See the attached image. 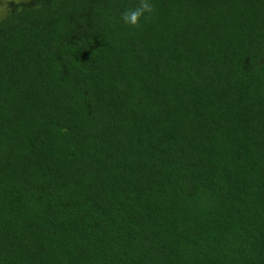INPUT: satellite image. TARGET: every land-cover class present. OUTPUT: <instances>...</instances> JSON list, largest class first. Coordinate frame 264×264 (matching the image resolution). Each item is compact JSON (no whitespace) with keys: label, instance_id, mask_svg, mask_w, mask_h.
<instances>
[{"label":"trees","instance_id":"trees-1","mask_svg":"<svg viewBox=\"0 0 264 264\" xmlns=\"http://www.w3.org/2000/svg\"><path fill=\"white\" fill-rule=\"evenodd\" d=\"M147 2L4 4L0 264H264V0Z\"/></svg>","mask_w":264,"mask_h":264},{"label":"clouds","instance_id":"clouds-1","mask_svg":"<svg viewBox=\"0 0 264 264\" xmlns=\"http://www.w3.org/2000/svg\"><path fill=\"white\" fill-rule=\"evenodd\" d=\"M150 10L151 7L148 4L147 0H140V4L138 7L124 13L123 19L126 23L136 25L139 22L140 17L143 15V13Z\"/></svg>","mask_w":264,"mask_h":264},{"label":"rangeland","instance_id":"rangeland-1","mask_svg":"<svg viewBox=\"0 0 264 264\" xmlns=\"http://www.w3.org/2000/svg\"><path fill=\"white\" fill-rule=\"evenodd\" d=\"M9 0H0V14H3L4 12V4ZM17 1V0H16ZM19 1V0H18ZM6 10V9H5Z\"/></svg>","mask_w":264,"mask_h":264}]
</instances>
